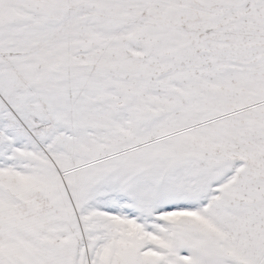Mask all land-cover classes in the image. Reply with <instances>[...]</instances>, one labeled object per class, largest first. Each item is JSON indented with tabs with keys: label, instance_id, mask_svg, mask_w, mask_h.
Returning a JSON list of instances; mask_svg holds the SVG:
<instances>
[{
	"label": "snow or ice",
	"instance_id": "snow-or-ice-1",
	"mask_svg": "<svg viewBox=\"0 0 264 264\" xmlns=\"http://www.w3.org/2000/svg\"><path fill=\"white\" fill-rule=\"evenodd\" d=\"M0 264H264V0H0Z\"/></svg>",
	"mask_w": 264,
	"mask_h": 264
}]
</instances>
